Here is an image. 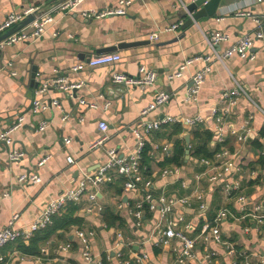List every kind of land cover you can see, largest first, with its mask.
Segmentation results:
<instances>
[{
	"label": "crops",
	"instance_id": "crops-1",
	"mask_svg": "<svg viewBox=\"0 0 264 264\" xmlns=\"http://www.w3.org/2000/svg\"><path fill=\"white\" fill-rule=\"evenodd\" d=\"M120 1L84 0L72 12H55V23L41 39L0 49V134L8 130L19 116L25 115L24 126L11 134L12 143L9 146L0 145V230L8 225L14 214L20 215L15 228H28L51 199L75 187L85 173L93 174L105 164L108 160L107 150L113 148L121 155L133 154L137 148L133 131L137 129L144 133L140 113L154 102L159 92H166L171 98L145 120L196 115L204 119L195 128L185 129L176 124L146 136L150 147L169 145L171 149L168 155L156 152L150 160L146 177L153 182L152 193L156 198L165 195L178 201L183 198L189 201L188 205L178 202L171 214L174 220L177 215L184 218L182 222L175 223L177 230L195 238L225 208L240 218L243 216V206L237 198L241 194L248 197L247 208L260 204L264 212V115L258 109L264 110V40H255V60H243L238 56L227 59L224 64L212 60L211 72L201 86L197 100L191 102L187 99L193 77L206 67L203 58L212 55L208 35L214 32L229 35V42L218 47L221 52L244 36L255 38L259 29L264 30V1L227 0L213 18L202 19L185 31L180 28L176 33L164 30L178 21L186 20L178 0H128L130 5L123 16L87 19L82 15L83 11L117 8ZM49 2L0 0V25L10 13L28 7L45 8ZM238 12H249L252 17H238ZM54 33L58 35L54 36ZM153 33H159L156 42L150 41ZM180 36L183 37L175 42ZM122 43L138 45L99 53ZM115 53L121 56L116 65L86 66L80 72L72 71L74 66L87 63L90 58ZM187 60L193 62L180 78L170 81L168 76L177 72ZM141 66L156 72L157 82L154 86L144 90L131 88L124 98H117L114 91L105 93L108 86L115 85L112 83L114 73L136 76ZM35 67L38 70L37 83L62 75L73 82L83 80L85 86L73 96L56 89L50 90L40 99L43 102L59 100L61 109L52 108L33 116L29 110L35 98L31 78ZM12 72H16L17 76H12ZM235 82L248 90L253 102L246 97L240 99L226 120L224 146L232 154L234 168L218 184H213L208 180L213 173L212 168L201 163L203 158L195 155L198 142L194 133L208 132L212 136L210 148H221L211 110L219 106L222 94L233 89ZM82 99L88 104L96 103L98 108L81 105ZM106 102L110 103L108 110L103 109ZM65 115H69V120H62ZM80 118L84 121L80 122ZM42 121L49 124L44 133L38 132ZM102 121L108 124V139L104 146L92 148L102 135L98 128ZM176 127H180L181 132L176 133ZM244 127L251 130L250 140L246 143L239 142L236 135ZM185 134L190 135L189 146L183 138ZM65 138H71L72 143L65 145ZM178 141L188 148L189 156L186 151L182 166L167 164L165 161ZM14 150L23 152L24 156L12 162L9 155ZM48 156L47 162L39 166L41 159ZM68 156L74 158V165L67 162ZM174 167L179 169L178 173L162 176L164 170ZM252 172L258 175L261 191H256L253 182H250ZM22 174H38L41 181L36 184L20 183ZM233 182L240 183L241 189L228 197L224 187ZM92 190L97 194L96 202L89 201L85 196L76 204L75 217L82 220L79 225L57 230L47 242L41 244V250L45 252L38 256L22 254L19 243L5 247L2 254L7 264H38V261H56L58 264H123V261H129L140 264L137 259L145 255L147 259L142 264H177L181 250L178 240L173 239L169 246L157 245L160 238L157 232L159 213H148L140 226L131 215L130 208L141 199V192H125L122 179ZM198 195L203 196V210L200 209ZM120 204L124 205L121 209ZM109 211L114 212L120 221L115 224L107 222L105 214ZM68 212L67 208L57 217L66 216ZM220 228L223 240L233 244L237 252L253 254L255 263L259 257L264 260V223L258 224L250 218L238 221L228 218L221 222ZM78 232H84L90 239L94 256L92 263L83 258L84 246ZM119 234L121 239L118 238ZM66 244H71L72 248L70 252L63 253L61 247ZM208 249L218 254L212 262L204 258ZM196 252L197 259H188L185 264L245 263L241 257L229 255L226 246L216 242H210L208 247L200 242Z\"/></svg>",
	"mask_w": 264,
	"mask_h": 264
},
{
	"label": "built area",
	"instance_id": "built-area-1",
	"mask_svg": "<svg viewBox=\"0 0 264 264\" xmlns=\"http://www.w3.org/2000/svg\"><path fill=\"white\" fill-rule=\"evenodd\" d=\"M84 0H50L51 4L47 5L45 8H35L28 7L17 13H10L4 22L0 25V35L19 26L26 18L32 14L41 12L42 15L38 17L34 22L25 28L18 30L13 33L5 40L0 43V49L4 46H12L16 44H24L41 39L43 36L48 34L50 26L55 23V17L53 14L58 11L72 12L78 8ZM257 2H262L264 0H256ZM180 3V9L185 8L183 0H178ZM130 5V1L121 0L117 8H107L101 11L89 10L83 11L82 15L87 19H102L108 16H123L126 15L127 7ZM236 16L244 18H251L252 14L247 12H238ZM184 20L178 21L177 23L169 26L164 31L176 33L182 25ZM58 33H54L57 36ZM159 40V33H153L150 35V41L156 42ZM230 37L227 34L221 32H214L208 35L207 41L209 48L212 51V55L205 56L204 62L206 67L198 71L192 79V86L188 91L187 99L188 101L195 102L197 100L201 86L206 80V77L211 72L210 63L212 60L218 61L222 64L225 63L227 59L234 56H238L243 60H255L256 56L253 53L255 40H264V30L259 29L255 33V38L249 36H244L243 38L234 42L229 48L223 52L218 50V47L222 43L229 42ZM121 60L119 54H106L96 56L91 58L87 63H79L72 68L73 72H80L86 66L88 67H99L107 65H116ZM193 60H187L183 65L180 66L179 70L174 74L168 76L170 81L175 78H180L183 71L191 64ZM10 66V65H9ZM12 76H17L16 72L11 73ZM157 82L156 72L147 69L145 66H141L138 70L136 76H128L125 74L114 73L112 75V83L115 85H124L127 90L131 88H139L144 90L148 86H154ZM85 86V81L80 80L73 82L67 76L58 75L55 78L47 82H39V86L35 89V98L32 102L31 108L29 110L30 114L37 116L42 112L49 109L56 108L61 109V103L59 100H51L50 102H43L40 99L41 96L46 95L50 90H59L73 96L75 92L81 90ZM248 98L253 102L248 90L241 84L235 82L233 89L228 90L222 94L219 102V106L214 107L211 110L212 117L216 123V128L218 132V142L221 145L219 151H217L212 158H203L201 163L205 166L212 168L213 173L208 176V180L213 184H218L225 175L232 172L234 168L232 154L225 145V125L226 120L229 115L233 112V109L237 106L238 102L242 98ZM171 96L166 92H159L154 100L147 108L143 109L140 113V120L142 122L144 133L135 129L133 131L134 136L137 141V148L133 154L121 155L116 149L107 150L108 160L105 164L99 166L96 172L93 174L85 173L79 183L62 193L59 197L51 199L45 206L43 211L40 213L39 217L25 229H17L15 225L20 218L19 214H14L9 220L8 225L0 230V264H7L6 257L2 254V249L5 247L15 244L18 241H29L36 232L45 230L50 227L54 218L65 212L70 204H79L80 201L87 196L88 200L91 202H96L98 200L97 194L92 188H96L101 185H111L115 184L118 180H123V188L125 192H141L142 197L135 205L130 208V213L136 220L137 226L142 224L145 216L152 212H158L160 215V222L157 226V232L160 235L158 239V246H169L173 239H176L181 244V250L176 259L177 264H185L186 260L197 259V248L200 242L208 247L210 242H216L220 245L226 246L228 254L232 256L241 257L244 264H264V260L259 257V261L255 263L252 260L253 254L247 252H237L233 244L227 243L223 240L222 230L220 228L221 222L224 219L232 218L236 221L250 218L255 220L258 224L264 223V212L263 207L259 205H254L251 208H247L248 197L246 195H239L237 200L242 204L241 213L243 216L237 218L235 214L231 213L229 209H222L218 212L211 224L207 225L202 232L195 238L188 236L184 232L178 231L176 228V222H182L184 220L182 215H177L176 220L171 218V214L174 212L175 205L180 202L183 205H188L189 201L187 198L181 200H175L172 197L161 195L156 198L152 193L151 189L153 186L152 180L148 179L145 175L146 166L142 165L143 158L142 154L147 145L146 136L152 134L153 132L160 131L163 127L170 125H182L185 129L195 128L204 122L203 117L200 115L190 116V117H174V116H164L157 121H147L145 118L153 111H157L162 106L166 105ZM81 105H88L91 109H97L98 105L96 103H87L86 100H80ZM110 106L109 102H106L103 106L104 110H108ZM259 111L264 115V110L258 108ZM63 121L69 120V115H65L62 118ZM80 122L84 119L80 118ZM25 115L19 116L16 122L6 131L0 134V145L5 144L9 146L12 143L11 134L24 126ZM49 127L46 121L39 123L38 132L44 133ZM98 128L102 135L100 138L92 145V148L104 146L108 137V124L104 121L99 122ZM239 142L246 143L250 140L251 130L248 127H244L240 134H236ZM65 145H70L72 143L71 138L64 139ZM262 146L264 151V138L262 139ZM170 146L166 145L163 147L154 146L148 152L151 159L155 157L156 152H162L168 155L170 152ZM24 156L23 152L14 150L10 152V161L15 162L22 159ZM50 156L41 159L39 166H42ZM67 162L74 165L76 162L72 156L67 157ZM218 163V164H217ZM179 169L174 167L172 170H164L162 176L167 177L172 173H178ZM258 175L256 172H252L250 175V182H253V186L256 191L262 190V185L257 182ZM41 181L38 174H22L19 177L20 183L36 184ZM241 189L240 183H230L226 184L224 191L228 197L232 196L234 192H239ZM198 200L201 202L200 209L205 208L203 203V196L198 195ZM123 204L119 205V209L123 208ZM249 231V228H246ZM82 245L84 246L83 258L88 262L92 263L94 261V256L90 249V239L84 232L77 233ZM121 239V234L118 235ZM120 243L117 244L119 246ZM72 246L71 244H66L61 247L63 253L70 252ZM45 250H41L43 254ZM217 252L210 251L208 249L205 254V259L208 262H212L217 257ZM119 257H122L119 254ZM147 259V256L138 258V263L142 264ZM38 264H58L56 261H38ZM123 264H130L129 261H123Z\"/></svg>",
	"mask_w": 264,
	"mask_h": 264
},
{
	"label": "trees",
	"instance_id": "trees-1",
	"mask_svg": "<svg viewBox=\"0 0 264 264\" xmlns=\"http://www.w3.org/2000/svg\"><path fill=\"white\" fill-rule=\"evenodd\" d=\"M49 2L47 5H50ZM175 132H181L180 127H176ZM194 138L196 139L197 147L195 149V155L201 158H212L214 154L220 149V147H216L214 150L210 148V142L212 141V136L208 132H200L197 131L194 133ZM182 141V140H181ZM181 141H178L174 145V151L166 159L167 164L175 165V166H182L185 163V154L188 148L184 147L181 144ZM151 147L146 145L142 158L143 162L142 165L146 166L145 175L149 171V164H150V156L148 155L149 150ZM77 210V206L72 204L68 207V215L62 216L60 218L55 217L53 224L46 228L45 230L38 231L34 234V236L26 243L25 241H18L19 243L18 248L19 251L28 256H38L41 254V244L47 242L51 236L59 229L67 230L74 225H79L81 223V219L79 217H75V212ZM114 212H107L105 214L106 221L112 222L115 224L116 222L120 221L119 217L113 214ZM108 216V217H107ZM110 218V219H109Z\"/></svg>",
	"mask_w": 264,
	"mask_h": 264
},
{
	"label": "water",
	"instance_id": "water-1",
	"mask_svg": "<svg viewBox=\"0 0 264 264\" xmlns=\"http://www.w3.org/2000/svg\"><path fill=\"white\" fill-rule=\"evenodd\" d=\"M61 1H65V0H61ZM226 1L227 0H183V2L185 4V8L181 9V11L183 12V15L185 14L186 20H185L184 24L182 25L181 29L183 31H185L186 29L195 25L196 23H198L202 19L213 18L218 13V11L223 6V4H225ZM41 15H42V13L39 12V13L32 14V15L28 16L26 18V20H24L19 26H17L16 28L6 32L3 35H1L0 36V43L3 40H5L7 37L12 35L13 33H15L18 30H21V29L25 28L26 26L30 25L32 22H34ZM182 37L183 36H180L179 38H177L175 40V42L178 41L179 39H181ZM136 45H138V43H130V44L129 43H122L116 47L101 50V52H99V53L113 52V51H116L117 49L128 48V47H132V46H136ZM37 72H38L37 68L36 67L33 68L31 78H32V88H34V89H36L39 86V83L36 82ZM113 91H114V93H116L115 95L117 98L118 97L124 98L126 92H128L129 90L127 91V88L124 85H111V86H108L106 88L105 93L110 94ZM49 102L51 103V100H49ZM183 138L185 139L187 146H189L190 142H191L190 141V135L185 134V135H183ZM187 155L189 156V151H187ZM92 264H95V263H92ZM130 264H135V263L131 262Z\"/></svg>",
	"mask_w": 264,
	"mask_h": 264
}]
</instances>
